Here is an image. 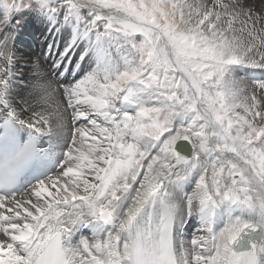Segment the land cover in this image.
I'll use <instances>...</instances> for the list:
<instances>
[{
	"label": "snow or ice",
	"instance_id": "snow-or-ice-1",
	"mask_svg": "<svg viewBox=\"0 0 264 264\" xmlns=\"http://www.w3.org/2000/svg\"><path fill=\"white\" fill-rule=\"evenodd\" d=\"M0 264H264V0H0Z\"/></svg>",
	"mask_w": 264,
	"mask_h": 264
},
{
	"label": "bare ground",
	"instance_id": "bare-ground-1",
	"mask_svg": "<svg viewBox=\"0 0 264 264\" xmlns=\"http://www.w3.org/2000/svg\"><path fill=\"white\" fill-rule=\"evenodd\" d=\"M28 25H30L31 27L29 28L28 26H26L25 30L28 34V37H31L28 38L30 39V42L26 40L27 39L26 37H24L26 35L22 34V36L20 35V40H18L19 43H21V46H18L17 44V47L20 48L21 50H24L23 56L25 58L36 59L38 57H35L33 54H35V52L38 51L43 52V43H39L40 41H38L35 38V36L41 35L39 36V39L43 40L42 33L44 32V27L37 20H30ZM33 26H36L37 28L33 30Z\"/></svg>",
	"mask_w": 264,
	"mask_h": 264
},
{
	"label": "rangeland",
	"instance_id": "rangeland-1",
	"mask_svg": "<svg viewBox=\"0 0 264 264\" xmlns=\"http://www.w3.org/2000/svg\"><path fill=\"white\" fill-rule=\"evenodd\" d=\"M29 28L31 27L30 25H27ZM35 28H37L36 26H33V30L35 29ZM22 34H24V35H26V36H24V37H26L27 39L26 40H28L29 42H30V39H28V38H31V37H28V34H27V32H26V30L24 29L23 30V32L20 34L21 36H22ZM39 36H41V35H38V36H35V38L38 40V41H40L39 43H44V40H41V39H39ZM43 38V37H42ZM18 40H20V36H19V38H18ZM32 40V39H31ZM17 44H18V46H21V43H19V41H17ZM20 49V48H19ZM20 54L21 55H23V52H24V50H21L20 49ZM35 57H40L41 55H42V52H35V54H33Z\"/></svg>",
	"mask_w": 264,
	"mask_h": 264
}]
</instances>
